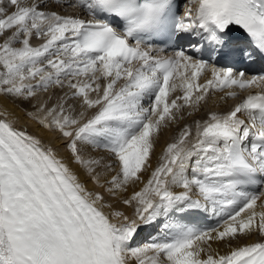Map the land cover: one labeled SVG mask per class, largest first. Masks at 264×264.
<instances>
[{"label": "snow or ice", "instance_id": "6c2138e0", "mask_svg": "<svg viewBox=\"0 0 264 264\" xmlns=\"http://www.w3.org/2000/svg\"><path fill=\"white\" fill-rule=\"evenodd\" d=\"M63 2L80 14L0 0V96L31 101L65 90L28 115L58 133L71 162L109 194L139 189L122 199L131 215L116 210L0 112V264H264V240L231 246L264 236V74L218 65L264 59V0H188L182 14L177 0ZM33 38L43 43L34 47ZM154 43L177 50L160 57ZM206 73L211 79L199 83ZM177 81L182 95L173 98ZM233 87L261 91L185 125L152 166L162 126L210 90ZM101 168L112 173L104 184ZM198 215L216 226L197 227L190 217ZM147 227L159 229L157 238L133 246ZM213 242L230 250L211 252Z\"/></svg>", "mask_w": 264, "mask_h": 264}, {"label": "bare ground", "instance_id": "6f19581e", "mask_svg": "<svg viewBox=\"0 0 264 264\" xmlns=\"http://www.w3.org/2000/svg\"><path fill=\"white\" fill-rule=\"evenodd\" d=\"M43 3H46V7L41 10L44 11H57L61 10L64 6L66 7L65 11H60L59 13L67 15L70 12L77 11L76 8L67 7L63 0L58 4L57 0H42ZM188 0H184L182 2L181 11L183 13L185 6L187 5ZM69 8V9H68ZM78 15L80 14L79 10L77 11ZM74 15V13H72ZM43 43V39L33 38L31 40L32 46L36 47ZM201 83V82H199ZM202 84V83H201ZM65 90H60L57 88H50L47 93L39 92L37 97L32 99L31 101H23L19 99L13 98H5L0 96V112H7V118L13 121L14 126L17 129L25 130L30 135H34L39 138L45 146L53 147L57 152L58 156L64 159L69 166L73 168L74 171L77 172L78 176L82 183L85 184V187L92 192H99L103 197L106 203H111L115 206L116 210H120L125 212L128 215L132 214L133 209L129 208L122 203V199L126 198L131 194L133 188L136 190L139 189V185L128 186V192L118 194L117 196H113L106 191L107 185L105 184L104 188H101L98 184H96L92 177L87 174V172L80 168L79 165L74 164L69 159V154L66 148L63 146L66 142L62 139H57L58 133L49 132L46 129H43L35 119L31 118L28 113L35 112L34 105H37L38 102L53 103L57 102L58 97L62 96ZM226 91H215L210 90L205 96L204 99L201 100L198 106L194 105L191 108H184L180 113L177 114L178 118L174 121H170L166 126H162L160 129V134L156 138V142L154 145L153 155L151 157V164L155 167L157 163V159L159 155L163 152L164 148L168 143H171L174 138H176L179 132L183 129L185 125L194 126L196 121L203 122L207 119L208 114L216 112L220 114H226L234 103L235 99L227 98L225 96ZM199 93H195L194 95H198ZM175 95H182V92L179 90V86L177 92L173 94V98ZM51 98V99H49ZM225 110V111H224ZM191 113V114H189ZM243 118V117H242ZM86 155H94L96 158L103 156L105 158V162H107V155L103 152H99L96 150H90ZM112 173H108L104 171L102 168L99 170L100 183L104 184L106 178H110ZM149 171L143 173L145 180L147 179ZM264 199V198H262ZM258 204L261 201L257 202ZM105 211H109L105 209ZM259 211V209H258ZM203 221L199 224H195L197 227H213L216 226V218L211 216H202ZM196 216L190 217L193 220ZM159 229L147 227L143 232L140 233L138 238L134 241L133 246L143 245L151 242L153 239L157 238ZM264 240V236H261L258 232H254L251 236H240L237 239L231 242L232 247H236L238 245L251 244L255 242H260ZM230 250L228 244L226 242H213L212 248L209 250L211 252L218 253L220 255L226 254Z\"/></svg>", "mask_w": 264, "mask_h": 264}, {"label": "rangeland", "instance_id": "374dc122", "mask_svg": "<svg viewBox=\"0 0 264 264\" xmlns=\"http://www.w3.org/2000/svg\"><path fill=\"white\" fill-rule=\"evenodd\" d=\"M63 10H64V9H61V10H59V12H60V11H63ZM59 12H58V13H59ZM32 41H33V39H32Z\"/></svg>", "mask_w": 264, "mask_h": 264}]
</instances>
